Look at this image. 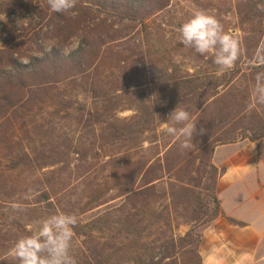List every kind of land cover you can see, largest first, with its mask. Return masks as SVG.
Masks as SVG:
<instances>
[{
    "label": "trees",
    "instance_id": "trees-1",
    "mask_svg": "<svg viewBox=\"0 0 264 264\" xmlns=\"http://www.w3.org/2000/svg\"><path fill=\"white\" fill-rule=\"evenodd\" d=\"M170 2L77 0L71 12L56 13L47 0H0V17L19 21L36 16L45 21L56 40L55 46L45 49L31 39L23 50L0 35V189L14 190L23 184L25 196L35 198L30 199V206L67 190L68 182L55 168L69 167L73 153L80 162H86L88 155V149L58 132L69 121L76 131L104 125L99 152L108 158L105 164L110 165V179L122 183L119 206L74 227L73 238L82 249L77 264H202L199 251L205 227L218 218L244 227L221 211L216 188L224 169H217L212 157L218 146L248 141L259 148L264 138V105L249 110V85L264 71V47L255 57L245 56L241 67L239 56L238 69L231 71L228 80H220L208 70L182 73L170 69L174 66L170 58L164 61L159 56L165 42L162 30L155 26ZM260 5L259 0H246L240 16L243 24L257 25L264 32ZM114 19L129 26L115 29L110 21ZM73 38L77 47L71 49ZM212 62L209 57L207 64ZM240 74L246 77L242 90L232 79ZM134 89L141 94L133 93ZM123 95L126 101L120 100ZM83 96L91 99L87 110ZM178 105L198 115L194 145L182 150L178 141L167 137L163 165L160 160L150 167V162H138V176L143 181H133L128 174L131 160L120 157L137 149L136 141L156 118L157 126L165 124ZM120 106L121 111L135 113L128 124H120ZM212 108L226 111L208 114ZM45 169H49L47 175L42 174ZM163 173L171 176L169 184L160 183ZM96 200L90 210L98 208L93 206ZM7 219L9 225L0 232L9 242L15 244L31 233L23 221ZM181 227L187 228L184 234H178ZM86 245L95 246L87 250Z\"/></svg>",
    "mask_w": 264,
    "mask_h": 264
},
{
    "label": "rangeland",
    "instance_id": "rangeland-1",
    "mask_svg": "<svg viewBox=\"0 0 264 264\" xmlns=\"http://www.w3.org/2000/svg\"><path fill=\"white\" fill-rule=\"evenodd\" d=\"M259 1L261 2L260 6H264V0ZM245 2L246 0H171L170 7L159 15L155 23V26H158L162 30V43L163 41L165 42V45L163 44L164 46H161L158 50L159 56L164 58V61L165 58H170V64H174V66H170V69L175 67L182 73L186 70H208L209 72H214V75L218 79L228 80L232 75L231 71L235 72L238 68L235 66L231 70L221 72L213 62L207 64L208 58L212 56H200L195 53L194 50L187 49L180 44L178 28L196 9H204L214 14L221 21L227 32L234 33L237 36L240 43V57L242 58L241 67L242 63H244L243 58H245V56H247V58L250 56L255 57L264 47L263 30L257 25L251 23L243 24L241 22L240 15L244 11ZM110 21L111 24L115 25V29L117 28L120 30L129 26L126 22L117 19ZM38 34L39 36H37ZM0 35L10 39L12 44H19V47L23 50L28 47L27 43L31 39L34 41L36 40L37 44L45 49L53 47L56 44V40H54L51 32L45 27V21L42 22L36 16L32 15L19 21H12L11 18L5 15L1 16ZM75 47H77V39L73 38L70 48L73 49ZM27 53L35 54L31 51H27ZM192 58L195 60H191ZM155 60L157 61L156 56ZM147 61L148 60H145V62ZM242 76L244 75L240 74L232 78L235 79V86L239 87L241 90L245 86L244 80L246 78ZM251 88L252 86L249 85V94H251ZM134 90L136 91L133 93L136 94H141L142 92L137 91V89ZM127 94H129V92H127ZM145 94L146 96L148 95L146 92L144 95ZM149 97L151 99L153 95H149ZM81 100L83 104L86 105L87 110V108L91 106V99L87 98V96H83ZM120 100L126 101L127 97L124 96V98ZM121 107L122 106H120L118 118L120 119V124L125 125L129 123L135 113L130 110L121 111ZM218 110H213L212 108L209 110L208 114L218 112ZM188 111L190 112V110ZM219 111L225 112L226 110L222 111L221 108ZM236 111L237 109L235 113H237ZM192 115L194 119L198 116L196 114ZM158 122L159 120L156 118L149 130L140 135V139L136 141L138 143L137 149L123 152L126 154L120 157H124L125 160H131L128 174L132 177L133 181L137 179L143 181V178L138 176V162H150L148 167L155 166L158 164L157 161L159 160L160 164L163 165L164 163L163 158H165L169 148L166 145L169 135L164 132L165 124L160 123L157 126ZM103 128V124H96L91 128H85L84 130L79 129V131H76L77 127L73 122L69 121L62 123L58 132L61 133V135L67 134L75 143L81 144L82 147L88 149L85 151L88 154L87 161L80 162L79 155L73 153L71 155L73 161L69 167L59 166L55 168L56 174L58 176L60 175L61 179L68 182L67 190L60 192L57 196H51L50 201L40 199L42 203L38 206L28 205L29 202H31L30 199L33 201L35 198H27V196H25L24 189L26 187L24 188L23 184L14 189L15 192L13 187L11 190H9V188L8 190L0 189V230H4L6 225H9L8 216L23 221L28 231L32 232L35 230L36 222L59 212L76 214L78 223L81 222L85 224L103 214L108 208L119 206L123 200V198H120V186H122V183L118 185L110 179V165L109 163L105 164L108 158L105 157L103 151L99 152L100 147L98 141ZM205 134L210 133L206 132ZM231 151L232 149L230 146L221 148L217 152L216 160L224 159L225 155L227 156ZM108 153L112 155L110 150H108ZM48 171L49 169H45L42 174L47 175ZM157 175L161 176V174ZM161 177L163 178L162 182H160L161 184L166 185L170 183L169 180L171 176H166L163 173ZM93 192L95 193L92 194ZM233 193V191L227 192L226 190L220 193V198L222 199L226 212L233 209L234 205H232L233 203L231 200V198L235 196ZM230 196L231 198H229ZM94 199H97V204H93V206H99L98 208L90 210L91 203L95 202ZM212 224L213 223L202 230L203 239L199 251L202 261L205 260L206 264H233L232 257H236V259L238 257H244L245 250L242 247L245 243L244 235H238L236 233L235 235L228 236L227 233L225 234ZM186 230V227H181L178 234H184ZM108 233L110 235L109 231ZM94 236L100 237L98 234H94ZM79 242L80 241L76 238L72 240L71 255L75 259L77 255L81 253L80 250H82ZM106 242L108 245L113 244L110 238H107ZM216 245L218 247H215ZM13 246L14 244L9 242V238L4 237L3 233L0 232V264H18L12 257L11 250ZM94 246L95 245H86V248L87 250L93 249ZM219 246H222L221 249Z\"/></svg>",
    "mask_w": 264,
    "mask_h": 264
},
{
    "label": "clouds",
    "instance_id": "clouds-1",
    "mask_svg": "<svg viewBox=\"0 0 264 264\" xmlns=\"http://www.w3.org/2000/svg\"><path fill=\"white\" fill-rule=\"evenodd\" d=\"M77 0H47L52 12L69 13ZM264 11V6H258ZM179 43L200 56L211 55L221 72L231 70L240 56V43L234 33L224 29L221 21L209 11L194 10L178 28ZM264 105V71L258 72L251 88L249 110ZM164 132L179 143L180 149L194 145L197 121L191 112L178 105L164 121ZM203 133V129L200 130ZM76 214L59 212L36 222L35 230L20 237L11 253L18 264H77L71 255Z\"/></svg>",
    "mask_w": 264,
    "mask_h": 264
},
{
    "label": "crops",
    "instance_id": "crops-1",
    "mask_svg": "<svg viewBox=\"0 0 264 264\" xmlns=\"http://www.w3.org/2000/svg\"><path fill=\"white\" fill-rule=\"evenodd\" d=\"M226 146H230L232 151L224 159L216 160L217 152ZM212 164L219 170L224 169L216 188L222 213L244 224V227L231 226L225 218H218L212 225L228 236L244 235L242 247L245 255L237 259L232 257L233 264H264V138L259 148L248 141L218 146L214 150ZM225 190L233 191L235 195L229 197L234 206L227 212L220 198V193ZM202 264H206L205 260Z\"/></svg>",
    "mask_w": 264,
    "mask_h": 264
}]
</instances>
